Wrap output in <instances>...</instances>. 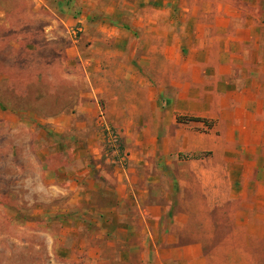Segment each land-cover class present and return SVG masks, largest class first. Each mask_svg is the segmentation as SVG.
<instances>
[{
	"label": "rangeland",
	"instance_id": "1",
	"mask_svg": "<svg viewBox=\"0 0 264 264\" xmlns=\"http://www.w3.org/2000/svg\"><path fill=\"white\" fill-rule=\"evenodd\" d=\"M229 4L235 5L236 0ZM260 11L263 46L264 0ZM21 40V45H36L10 49L0 63V264L92 263L83 252L90 245L78 247L76 236L94 243L98 233L94 222L102 207L116 209L120 217H140L133 200L119 201L127 195L131 176L133 184L151 190L150 203L164 201L159 191L171 190L166 179L171 171L184 180L196 172L193 181L182 182L180 191L174 193V207L180 203L181 208L171 206L167 215L182 211L189 218V223L171 227L182 248L196 245L201 255L193 251L163 261L264 264V157L247 162L224 160V156L236 158L237 149L245 147L227 138L219 149L207 151L211 152L207 165L184 164L173 156L185 143L184 138L172 141L174 124L170 137L156 129L152 140L140 128H125L120 108L114 112L110 106L109 101L115 99L127 109L128 123L147 117L150 103L139 82L125 86L130 96L107 93L93 99V87L102 72L94 73L93 63H85L93 57V49L80 27L52 35L25 34ZM261 78L264 84L263 73ZM164 83L170 95L157 98L155 118L161 126L166 110L190 108L187 102L174 101L171 82ZM81 108L90 111L84 113ZM105 122L119 145L109 142ZM200 131L205 129L195 128ZM189 154H197L198 160L204 156ZM205 183L209 184L206 191ZM109 258L120 264L116 255ZM139 259L132 258L134 262Z\"/></svg>",
	"mask_w": 264,
	"mask_h": 264
},
{
	"label": "crops",
	"instance_id": "2",
	"mask_svg": "<svg viewBox=\"0 0 264 264\" xmlns=\"http://www.w3.org/2000/svg\"><path fill=\"white\" fill-rule=\"evenodd\" d=\"M191 1L203 3L189 5ZM260 1L236 0L230 5L229 0H0V63L10 49L35 47L29 42L21 45L25 34L65 33L77 25L93 49V57L85 63H93L94 73L102 72L93 87L94 100L96 94L130 96L125 86L137 82L146 88L142 95L148 97L150 109L136 123H128L127 109L117 100L109 101L114 112L120 108L125 128H140L142 135L150 133L154 140V130L162 129L168 138L174 124L172 141L184 138L185 143L173 156L187 165H207L211 153L207 151L219 149L227 138L245 147L237 149L236 158L224 156V160H260L264 157ZM78 58L82 60L79 54ZM166 81L171 82L174 101L187 102L190 108L166 110V124L161 126L155 115L159 112L157 98L170 95ZM194 127L205 131L195 132ZM189 153L204 156L198 160L194 158L197 154ZM167 173L171 190L159 191L164 201L150 203L151 190L133 184L136 181L131 176L127 195L119 201L133 200L140 217H120L116 209L102 207L94 222L98 227L94 243L76 236L78 247L90 245L86 251L81 249L92 258L90 264H115L109 258L112 254L120 264H174L162 258L189 256L193 251L201 255L196 245L182 248L171 227L187 224L189 218L182 211L167 215L174 207V193L180 191L182 182L193 181L196 172L186 180L175 171ZM203 187L206 191L209 184ZM174 208L179 210L180 203Z\"/></svg>",
	"mask_w": 264,
	"mask_h": 264
},
{
	"label": "built area",
	"instance_id": "3",
	"mask_svg": "<svg viewBox=\"0 0 264 264\" xmlns=\"http://www.w3.org/2000/svg\"><path fill=\"white\" fill-rule=\"evenodd\" d=\"M105 132H106V134H107V137H108V139H109V142H111V143H115V141H116V137H112V133L110 132V130H109V128H107V126H105Z\"/></svg>",
	"mask_w": 264,
	"mask_h": 264
},
{
	"label": "trees",
	"instance_id": "4",
	"mask_svg": "<svg viewBox=\"0 0 264 264\" xmlns=\"http://www.w3.org/2000/svg\"><path fill=\"white\" fill-rule=\"evenodd\" d=\"M192 121H200V120H198V119H193ZM115 143H118V145H119L120 142L116 140ZM115 143H114V144H115ZM114 146H115V145H114ZM119 151H120V152L123 151V149L121 148V146H119Z\"/></svg>",
	"mask_w": 264,
	"mask_h": 264
}]
</instances>
